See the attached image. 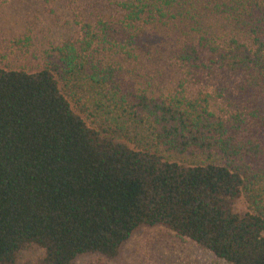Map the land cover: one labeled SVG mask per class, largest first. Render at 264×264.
Returning <instances> with one entry per match:
<instances>
[{"label": "trees", "instance_id": "trees-1", "mask_svg": "<svg viewBox=\"0 0 264 264\" xmlns=\"http://www.w3.org/2000/svg\"><path fill=\"white\" fill-rule=\"evenodd\" d=\"M77 7L78 34L42 66L0 65V264L31 244L42 264L113 258L140 224L193 240L214 264H264V0ZM154 37L179 72L168 93L125 80ZM81 72L150 136L131 146L89 125L59 82Z\"/></svg>", "mask_w": 264, "mask_h": 264}, {"label": "rangeland", "instance_id": "rangeland-1", "mask_svg": "<svg viewBox=\"0 0 264 264\" xmlns=\"http://www.w3.org/2000/svg\"><path fill=\"white\" fill-rule=\"evenodd\" d=\"M77 3L78 0H0V65L32 70L42 66L47 55H54L56 45L78 34L74 15L79 11ZM153 43L149 54L130 63L135 72L133 76L126 72L125 80L133 88L147 87L156 94L168 93L177 84L179 72L172 60L160 52L163 45L169 48V44L156 37ZM59 82L74 109L104 135H112L131 146L150 136L147 122L134 121L118 99V93L106 84H92L82 72L68 86L60 79ZM70 92L75 95L70 96ZM178 155L179 160L192 157ZM233 206L242 213L247 202L240 196ZM42 255L43 249L31 244L17 253L13 264H42ZM213 257L193 240L162 224H140L121 243L115 257L89 252L77 255L73 264H214Z\"/></svg>", "mask_w": 264, "mask_h": 264}]
</instances>
